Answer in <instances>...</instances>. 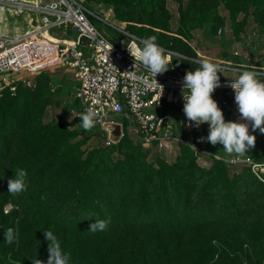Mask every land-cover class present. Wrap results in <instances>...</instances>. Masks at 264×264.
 Instances as JSON below:
<instances>
[{"label":"trees","instance_id":"trees-1","mask_svg":"<svg viewBox=\"0 0 264 264\" xmlns=\"http://www.w3.org/2000/svg\"><path fill=\"white\" fill-rule=\"evenodd\" d=\"M90 1L109 5L135 35L155 36L169 49L179 41L182 54L196 57L167 32L166 0ZM213 1L192 0L186 9H214V20H220V2L230 6L234 20L235 5L242 4L264 25V0ZM210 15L200 11L190 28L210 22ZM180 64L198 68L186 59ZM60 68L61 83L72 78ZM56 70L38 73L32 85L19 81L14 91L0 92V264L46 261L45 230L58 237L70 264H264V182L248 165L213 156L200 165L184 144L169 163L144 154L129 135L115 152L84 148L88 138L73 128L78 116L71 122L46 118ZM199 132L181 130L192 144ZM255 137L254 160L264 163V134L257 129ZM17 168L27 171V189L13 195L7 181ZM109 218L103 231L88 230L92 220ZM8 227L19 233L12 244L4 242Z\"/></svg>","mask_w":264,"mask_h":264},{"label":"built area","instance_id":"built-area-1","mask_svg":"<svg viewBox=\"0 0 264 264\" xmlns=\"http://www.w3.org/2000/svg\"><path fill=\"white\" fill-rule=\"evenodd\" d=\"M0 6L20 7L30 12L26 21L28 29L18 36L0 34V92L6 88L14 91L17 82H25L21 76L23 71L38 74L62 67L72 73L75 81L72 94L74 105H78L72 107L75 116L92 108L108 143H113L108 138L111 129L108 123H116L120 127L118 141L129 134L142 146H153L170 154L180 144L189 146L195 153L203 152L181 134V130L191 133L196 127L187 126L186 118L178 120L168 111L170 105L183 109L181 82L185 71L190 70L177 60L186 59L198 67L201 60H208L219 64L221 72L236 76L241 70L264 72L263 66L236 62V53L229 58L190 57L157 43L165 54H170L173 67L154 76L134 62L127 48L134 43L142 46L144 38L117 22H107L80 0H0ZM100 20L117 35L108 38L95 25ZM68 27L75 30L74 38L50 33L53 29ZM235 79L219 78L220 86L212 96L230 120L246 122L236 108L230 87L229 81ZM177 115L180 117L182 111ZM125 122L129 126L128 134L123 129ZM249 130L252 131L250 122ZM222 159L231 165H248L264 182V163L256 162L250 155Z\"/></svg>","mask_w":264,"mask_h":264},{"label":"rangeland","instance_id":"rangeland-1","mask_svg":"<svg viewBox=\"0 0 264 264\" xmlns=\"http://www.w3.org/2000/svg\"><path fill=\"white\" fill-rule=\"evenodd\" d=\"M85 5H87L90 9L98 13L102 18L107 20V22L112 23L117 22L119 25L123 26L125 29L126 22L121 21L115 17L113 11L109 5L104 3H96L90 0H80ZM192 0H166L165 2V9H167L169 13V27L170 30L167 31L171 37H180L182 40L186 42V44L194 51L196 57H204L207 56L209 58H226L227 56H233L236 53V62L238 63H246L247 65H257L264 67V25L261 24L255 16L249 12L246 13L241 8L242 4L235 5L238 7L237 11L234 14V20L230 18V6H226L222 3H218L216 5V11L218 19L214 20V9H186L187 3H190ZM217 0H214L215 3ZM202 2V0H201ZM210 6L209 1H203V5ZM14 8V9H13ZM12 13L16 15L15 18L17 21L12 23L10 20L8 25L15 26V29H12V32L9 35H14V33H21L28 29L26 25V21L29 16V11L24 10L23 14H20L16 7H13ZM0 10H2L0 8ZM192 11V13H191ZM195 11V15L193 14ZM200 11H209L211 15L209 16L210 22L203 23L202 25L194 26L190 28V20L199 18ZM248 14V15H247ZM7 20V19H6ZM13 24V25H12ZM97 28L103 31L104 34L107 35L108 38H112L113 35H117L103 21L95 22ZM216 28L214 29L213 27ZM17 28V30H16ZM189 28V30H188ZM182 30V32L179 31ZM219 29H221L219 31ZM62 30H65V33L62 34ZM128 30V29H127ZM129 31V30H128ZM8 32V31H7ZM51 34L55 36H66V37H75V30L71 29L70 27L62 29H53L50 31ZM173 41V39H171ZM171 41V42H172ZM176 42V46L173 50L182 54V49L180 47V42ZM55 75V74H54ZM22 78L25 82L24 84L32 85L35 81L37 74L29 71H23L21 73ZM218 77H225V78H237L235 74L229 72H221L218 73ZM66 83H60L56 80H51L49 85L48 93H46L49 97H51V104H49L46 108L47 110V120L57 119L64 122H71L75 117L76 111L72 110L74 105L73 95L70 91V87L65 86ZM78 105L75 103L74 108H77ZM182 111L180 107L170 105L168 106V111L171 115H174L178 118V120L185 119V114L182 111V115L179 117L177 113ZM223 115L226 120H230L227 114L223 111ZM175 124H177L175 122ZM78 132L81 133L84 137H87L88 140L84 145V148H99L102 150L110 149L112 151H116V143H111L113 146H109L110 143L107 142L105 131L100 128L99 124H96L94 128L91 130L85 131L82 129L80 125V121L76 122L73 126ZM112 129V127H111ZM123 129L125 130L126 134H128L129 126L125 122L123 123ZM198 129H201L199 132V136H207L208 133V125L206 123L205 126L200 125ZM129 135V134H128ZM133 140V139H132ZM135 144H138L135 140H133ZM144 154L150 157L159 156L160 158L164 159L165 161L171 163L175 160V157L178 153V149H175V152L171 154H167L165 152L159 151L153 146L145 147L141 144H138ZM219 145V152H223L222 145L216 144L212 145L211 143L205 141H200L196 143V146L203 150V152L196 153L197 162L200 165H209L210 164V157L213 156L215 158H222L218 153L215 152L214 148ZM257 142L254 143V146L250 149L246 150V154L251 155L254 159L253 154L254 151L257 150ZM235 170L241 168L242 166L238 165L235 166ZM9 208V207H6Z\"/></svg>","mask_w":264,"mask_h":264},{"label":"clouds","instance_id":"clouds-1","mask_svg":"<svg viewBox=\"0 0 264 264\" xmlns=\"http://www.w3.org/2000/svg\"><path fill=\"white\" fill-rule=\"evenodd\" d=\"M141 44L142 46L135 43L127 46L135 63L143 65L154 76L173 67L172 60H169L170 54H165V50L156 43L155 36L143 39ZM218 73H221V66L208 60H201L198 68L185 71L181 82L182 111L189 127L199 128L202 123H207V136L198 137V140L222 145V149L229 156H244L246 150L254 146L255 130L258 129L264 134V72L241 70L235 80L229 81L236 108L246 122L225 119L223 110L212 96L214 90L220 86ZM79 120L85 131L94 128L98 122L95 111L90 107L80 114ZM249 122L252 131L249 130ZM7 189L13 195L27 189L26 169L17 168L15 178L10 177L7 181ZM109 223L110 218L92 220L88 230L103 231ZM42 233L48 242L47 260L31 259L32 264H70V254L62 250L60 240L53 231L45 230ZM18 236V231L8 227L4 231V242L12 244Z\"/></svg>","mask_w":264,"mask_h":264},{"label":"bare ground","instance_id":"bare-ground-1","mask_svg":"<svg viewBox=\"0 0 264 264\" xmlns=\"http://www.w3.org/2000/svg\"><path fill=\"white\" fill-rule=\"evenodd\" d=\"M0 8L2 10H0V34H3V35H9L7 33H3L5 31H8V33L12 32V29H15V26H10L9 27V22L10 20H12V23H15V21H17L15 18L17 17L16 15H14L10 9H12L13 7H10V6H0ZM18 8V10H24L20 7H16ZM7 19V20H6ZM13 25V24H12ZM17 30V28H16ZM20 33H14V35H11V36H18Z\"/></svg>","mask_w":264,"mask_h":264},{"label":"crops","instance_id":"crops-1","mask_svg":"<svg viewBox=\"0 0 264 264\" xmlns=\"http://www.w3.org/2000/svg\"><path fill=\"white\" fill-rule=\"evenodd\" d=\"M14 9V8H13ZM13 9H10V11L12 12V10ZM17 10H18V8H16ZM14 11V10H13ZM19 11V13L20 14H23L25 11L24 10H18ZM14 14V13H13ZM3 33H7V34H9L7 31H5V32H3ZM62 68V67H61ZM60 68V69H61ZM58 69V68H57ZM64 71H66L67 73H68V75H72V73L70 72V71H67V70H65L64 68H62ZM54 70H56V69H54ZM50 72H53V71H50ZM60 76H61V72H59L58 70H56L55 71V76H54V79L53 80H56V81H58V82H60L61 83V78H60ZM62 83H66L65 84V86H68V87H70V91H71V93L73 94V85H74V83H75V81H74V78H73V76H72V78L71 79H65V80H62ZM75 106V105H74ZM225 112V111H224ZM226 113V112H225ZM227 114V113H226ZM202 125L203 126H205L206 125V123H202ZM200 132H201V129H200ZM219 145H217L215 148H214V150H215V152L216 153H218V155H220L222 158H225V159H229V158H231V157H233V156H235L236 154H232L231 156H229L228 154H226L225 152L223 153V152H219ZM165 153H167V154H170V153H168V152H165ZM246 155H249V154H246ZM251 156V155H250Z\"/></svg>","mask_w":264,"mask_h":264},{"label":"water","instance_id":"water-1","mask_svg":"<svg viewBox=\"0 0 264 264\" xmlns=\"http://www.w3.org/2000/svg\"><path fill=\"white\" fill-rule=\"evenodd\" d=\"M108 126L112 127V129H110V131L108 132V138L114 143L118 142L120 133L119 125L116 123H108Z\"/></svg>","mask_w":264,"mask_h":264}]
</instances>
